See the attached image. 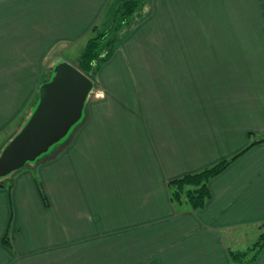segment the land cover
Masks as SVG:
<instances>
[{"label":"crops","instance_id":"obj_1","mask_svg":"<svg viewBox=\"0 0 264 264\" xmlns=\"http://www.w3.org/2000/svg\"><path fill=\"white\" fill-rule=\"evenodd\" d=\"M117 2L0 0L1 146L51 49L86 44ZM68 139L0 186V264H233L264 229V0H150ZM222 160L202 208L171 200L170 180Z\"/></svg>","mask_w":264,"mask_h":264},{"label":"water","instance_id":"obj_2","mask_svg":"<svg viewBox=\"0 0 264 264\" xmlns=\"http://www.w3.org/2000/svg\"><path fill=\"white\" fill-rule=\"evenodd\" d=\"M94 66L85 73L67 60L54 65L53 75L39 86L31 114L0 152V178L35 161L82 119L94 87L91 77Z\"/></svg>","mask_w":264,"mask_h":264},{"label":"trees","instance_id":"obj_3","mask_svg":"<svg viewBox=\"0 0 264 264\" xmlns=\"http://www.w3.org/2000/svg\"><path fill=\"white\" fill-rule=\"evenodd\" d=\"M144 5L145 0H119L117 7L113 11L112 22L105 30L87 39L81 54L73 64L85 73H89L92 65L95 64L91 73V77L93 78L103 61H105L116 48V44L114 45L113 42L114 35L110 37L109 35H111L113 31L115 32L122 28H124L125 32L129 30L143 16ZM121 38L122 36L119 37V39ZM68 138L69 136L64 141L62 140L55 143L54 147L58 144L62 147ZM50 152L51 151L48 150L46 153L39 156L36 161L48 157L56 151L53 153ZM228 163L229 160H222L198 172L186 174L170 180L171 200L176 204L186 203L194 210L202 208L211 196L208 185L210 178L222 171ZM11 175L12 173L4 178H0V186L8 185L11 182ZM183 193L185 196H183ZM4 242L8 243V240L5 238ZM263 246L264 235L247 250H231L230 256L233 264H249ZM248 253H251V255Z\"/></svg>","mask_w":264,"mask_h":264},{"label":"rangeland","instance_id":"obj_4","mask_svg":"<svg viewBox=\"0 0 264 264\" xmlns=\"http://www.w3.org/2000/svg\"><path fill=\"white\" fill-rule=\"evenodd\" d=\"M117 5H118V2L113 6V11H114V9L117 7ZM149 6H150V0H145V5H144V11H143V13H145V11L147 12V10H148V8H149ZM108 16V15H107ZM112 16H113V14L111 15V17L110 18H108V17H106V20H104V22H102L101 24H99V26H98V28H95V30H93V32L91 33V36L92 35H95V34H97L98 32H101V31H103V30H105L107 27H108V25L112 22ZM128 30H126V32H127ZM125 31H124V28H122L121 30H118V31H113V33L111 34V35H109V37L110 36H113V38H114V40H113V42H114V45L116 44V46H118L119 45V42H120V39H119V37H121V36H123L125 33H126ZM85 45V40H83L81 43H80V46H78V47H76L75 46V44H73V45H68V43L66 44L65 42L64 43H60V44H58L57 46H55L54 48H52L51 49V51H50V54L48 55V57H47V63H45V65H44V70L45 71H47V68L49 69L48 71H50V77L53 75L52 74V71H53V69L51 68L52 67V62L57 58V57H66L67 59H69L68 61L69 62H71V63H75L76 61H77V59H76V54L78 53V51L83 47ZM71 47V48H70ZM76 50V52H74ZM81 52H82V50H81ZM48 64H49V66H48ZM101 66V65H100ZM99 69V68H98ZM44 71V72H45ZM98 71V70H97ZM48 73V72H47ZM96 74H97V72L95 73V76L92 78L93 79V81H94V79H95V77H96ZM92 75V74H91ZM45 77H49L48 76V74H46L45 75ZM50 77H49V79H50ZM45 81H47V80H45ZM42 82H44V81H42ZM37 99H38V96H37ZM37 99H36V101H37ZM35 101V102H36ZM21 128V126L19 127V129ZM71 131H72V129L70 130V132L67 134V136L66 137H64L62 140L64 141L69 135H70V133H71ZM61 140V141H62ZM68 140L69 139H67L65 142H64V144H66L67 142H68ZM1 145H3V142H2V140L0 139V147H2V148H0V152L2 151V149H3V147L5 146H1ZM60 144H58V145H56L55 147H54V145L53 146H51V148L49 149V151H51L50 153H53V152H55V151H57L61 146H59ZM58 147V148H57ZM49 153V154H50ZM36 161V160H35ZM34 162V161H33ZM32 163V162H31ZM183 192V191H182ZM184 194V193H183ZM183 196H185V194L183 195ZM188 205V204H187ZM189 206V205H188ZM262 235H264V229L262 230V231H260L259 232V235H258V237H257V239L254 241V240H252L253 242H252V244L249 242V241H241V243L239 244V247L241 248V251H242V249L243 250H247L248 248H250L251 246H253V244L262 236ZM249 244H251L250 246H248L247 247V245H249ZM232 251H238V250H235V249H233ZM249 255H251V253H248ZM247 259H248V257H247Z\"/></svg>","mask_w":264,"mask_h":264}]
</instances>
